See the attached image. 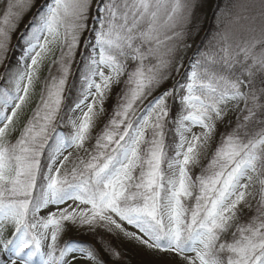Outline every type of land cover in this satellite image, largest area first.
<instances>
[{
  "label": "snow or ice",
  "instance_id": "snow-or-ice-1",
  "mask_svg": "<svg viewBox=\"0 0 264 264\" xmlns=\"http://www.w3.org/2000/svg\"><path fill=\"white\" fill-rule=\"evenodd\" d=\"M208 4L0 0V264H264V0Z\"/></svg>",
  "mask_w": 264,
  "mask_h": 264
},
{
  "label": "rangeland",
  "instance_id": "rangeland-1",
  "mask_svg": "<svg viewBox=\"0 0 264 264\" xmlns=\"http://www.w3.org/2000/svg\"><path fill=\"white\" fill-rule=\"evenodd\" d=\"M228 2V0H223V2L221 3V6H223L224 4H226ZM216 6V0H209V4L208 6L205 7L204 9V13L207 14V16L210 18L211 17V12L212 9H214ZM32 18L31 13H28L24 16L23 20L20 23V26L17 30V33L15 35H19L20 33H22L24 31V28L27 26V24L30 22V19ZM210 20V19H209ZM208 20V21H209ZM207 23V22H206ZM212 23V21H211ZM13 43H16V39L15 36L13 38ZM70 237H78L79 233L76 232H70L68 234ZM85 239H91V238H87L89 236H84L82 235ZM121 251L125 254V260L121 262V264H138V261L140 260V257L136 254V252L134 251L133 247L128 245V246H122L121 247Z\"/></svg>",
  "mask_w": 264,
  "mask_h": 264
},
{
  "label": "trees",
  "instance_id": "trees-1",
  "mask_svg": "<svg viewBox=\"0 0 264 264\" xmlns=\"http://www.w3.org/2000/svg\"><path fill=\"white\" fill-rule=\"evenodd\" d=\"M222 2H223V0H216V4H217V3H220V4H221ZM31 19H32V18H31ZM31 19H30V20H31ZM28 24H29V23H28ZM28 24H27V25H28ZM211 24H212V23H211V19H210L209 21H207V23H206L205 26H206V27H211ZM25 28H26V27H25ZM25 28H24V31H25ZM24 31H23V32H24ZM73 238H75V239H80V240H89V239H85L82 235H79L78 237H73ZM87 238H90V237H87Z\"/></svg>",
  "mask_w": 264,
  "mask_h": 264
}]
</instances>
